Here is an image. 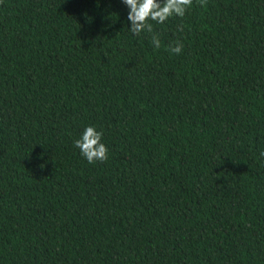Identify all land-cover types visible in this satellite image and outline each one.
I'll return each instance as SVG.
<instances>
[{
	"label": "trees",
	"instance_id": "trees-1",
	"mask_svg": "<svg viewBox=\"0 0 264 264\" xmlns=\"http://www.w3.org/2000/svg\"><path fill=\"white\" fill-rule=\"evenodd\" d=\"M127 13L0 0V264H264V0Z\"/></svg>",
	"mask_w": 264,
	"mask_h": 264
},
{
	"label": "clouds",
	"instance_id": "clouds-1",
	"mask_svg": "<svg viewBox=\"0 0 264 264\" xmlns=\"http://www.w3.org/2000/svg\"><path fill=\"white\" fill-rule=\"evenodd\" d=\"M127 7V20L131 27L128 30L138 36L142 32L151 34V42L155 48L161 47L159 34L154 32V21L157 24L165 23L170 17H184L186 11L192 6L193 0H121ZM207 0H199L200 7H205ZM183 30L181 24L178 28ZM184 45L177 41L174 46H169V51L179 55ZM103 133L97 131L94 126L84 128L80 138L74 141V146L79 149L80 154L89 164L97 161L104 162L108 159V148L101 142ZM260 157H264V151L260 152Z\"/></svg>",
	"mask_w": 264,
	"mask_h": 264
}]
</instances>
